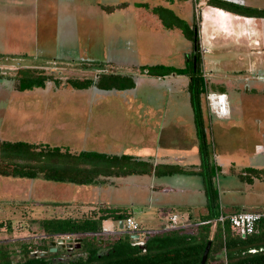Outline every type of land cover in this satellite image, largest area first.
<instances>
[{
    "label": "crops",
    "instance_id": "crops-1",
    "mask_svg": "<svg viewBox=\"0 0 264 264\" xmlns=\"http://www.w3.org/2000/svg\"><path fill=\"white\" fill-rule=\"evenodd\" d=\"M20 4L28 8L26 15H15L7 7L0 10V19H4L3 24L0 21V56L24 62L28 60L31 62L26 63L28 65H43L51 61L66 65L89 63L93 70L106 68L102 73L134 77L136 86L130 90L83 89L90 95L104 94V97L115 98L91 102L92 110L84 120V124L89 125L79 137L80 142L90 141L91 149L71 152L125 155L151 167L150 172L142 175L101 178V204L108 206L113 199H109L105 192L111 191L112 197L115 193L121 195L123 190L119 187L130 184L133 186L130 189H134L130 193L133 207L148 203L150 210H171L168 223L173 215L179 216L189 225L198 223L207 215L208 204L203 176L200 174L199 140L188 89L190 77L175 73L153 77L142 69L146 65H165L176 69L188 65L194 51L193 42L181 27L176 25L169 28L163 21L164 17L173 23V14L196 30V25L184 15L183 9L179 8L178 11L164 3L153 5L142 1H136L134 8L126 2L105 3L103 0H23ZM205 6L208 17L218 20L223 30L230 33V48L250 54L252 67L248 76L232 82L238 92L232 94L231 99L225 92H213L226 97L229 108L224 116L206 106V87L201 102L207 138L210 142L213 130L215 140L222 147L230 144L231 154L239 158L225 157L219 164L227 167L224 172L234 168L250 179L244 189L246 194L243 202L252 206L253 210H264V194L259 195L258 199L252 195V192L260 190L256 182H264V144L255 138V130H261L260 135L264 139V106H257L264 105V48L247 44L249 25L244 17L208 3ZM155 56L156 61H145ZM202 56L201 53L202 72L206 80ZM75 58H79L77 62ZM10 81L9 76H0V92L12 91ZM143 84L147 87L145 90L150 92L166 90L170 94H137L143 90ZM67 86L70 93L77 90ZM242 86L244 92L240 91ZM250 90L259 92L253 94ZM13 95L0 94V135L5 136L12 128L11 122L20 116L16 127L25 139L10 141L50 145L39 140V131L45 126L44 121L38 119L39 113L27 114L29 108L23 106L14 109L17 97ZM21 100L17 103L23 104ZM6 112L5 119L1 115H6ZM70 124L74 126L73 122ZM229 131L232 133L229 134ZM212 163L220 170L213 156ZM159 166L178 167L181 171L156 175L155 168ZM248 169L258 170L261 174L254 175L247 172ZM70 189L73 190L69 186L57 188L59 191ZM227 191L233 192L231 187ZM220 199L219 192V203ZM229 202L236 205V199H230ZM76 207L78 213L86 210H82L83 205ZM221 208L219 204V211ZM224 210L232 212L231 209ZM135 211L140 212V209L136 208Z\"/></svg>",
    "mask_w": 264,
    "mask_h": 264
},
{
    "label": "trees",
    "instance_id": "trees-1",
    "mask_svg": "<svg viewBox=\"0 0 264 264\" xmlns=\"http://www.w3.org/2000/svg\"><path fill=\"white\" fill-rule=\"evenodd\" d=\"M220 0H209L208 4L228 9ZM111 11L113 8H107ZM231 10V9H230ZM171 14V13H170ZM173 23L166 21L165 26H179L185 35L193 42L194 51L185 68L176 69L165 65L143 66L148 75L165 77L172 73L190 77L189 93L194 111V120L199 140L201 157L200 174L203 176L207 197L208 213L198 223L173 231L148 233L143 237L148 240L143 248L132 244L130 235H103V222L112 218L119 223L128 217L129 213H120L102 205L93 209L86 217H52L41 221L42 234H82L81 246L88 251L87 259L76 262H59L56 264H200L208 241H211L210 252L206 264H264V220L259 223L258 232L241 237L234 233L229 224H213L219 216V195L215 188L214 178L217 168L212 163L210 142L204 125L202 111V95L206 92V80L202 72L200 44L197 33L192 27L178 20L173 14ZM19 91L34 88H45L53 81L51 73L34 68H22L15 75ZM58 86L60 81L54 80ZM66 85L78 90L96 87L100 90L125 91L136 86L134 77L115 73H101L97 78H69ZM151 167L141 160L130 156L110 155L94 151L73 153L69 149L37 144L26 141L0 140V176L65 182L77 185L98 183L101 178L142 175L150 172ZM178 167H156V175L180 172ZM254 175L261 174L258 170L248 169ZM247 178L248 181L250 179ZM118 237L117 243H112L114 252L110 256H98L97 252L108 237ZM142 237V238H143ZM34 242L30 239L15 242V248L0 244V264H55L50 253L40 257L39 253L49 251V240L40 239ZM10 246V245H9ZM144 247L146 248L144 250ZM38 253L36 257L33 253ZM221 256V257H220Z\"/></svg>",
    "mask_w": 264,
    "mask_h": 264
},
{
    "label": "rangeland",
    "instance_id": "rangeland-1",
    "mask_svg": "<svg viewBox=\"0 0 264 264\" xmlns=\"http://www.w3.org/2000/svg\"><path fill=\"white\" fill-rule=\"evenodd\" d=\"M22 1L23 0H0V10L6 9L7 7L8 10L15 15H26L28 13V8H26V6L25 8L21 6L20 3H22ZM103 1L105 3H112L113 1L126 2L133 8L134 6L136 7V1H142L153 5H162L164 3L178 11L179 8L183 9L184 15L196 25L195 31H197L199 38L200 50L203 55L205 78L208 82L206 86L207 93L225 92L228 95V99H231L232 94L238 92V88L235 89L232 86V82L235 79H244L251 72L250 54L230 48V46H232V42H229L230 33L223 30L224 28L218 24V20L208 17L206 12L207 6L202 7L201 17L199 20H196L194 17L192 0ZM0 21H2L3 24L4 19H0ZM95 51H97V49H95ZM5 57L7 56H0V63L4 62ZM152 57H148L145 61H147V63L156 61L157 56H155V58ZM75 59V62H77L79 58ZM26 63L31 62L26 60L22 62V65H26ZM52 70L53 72L51 71V75L53 81L49 82L45 88H34L26 91H19L17 89V78H15V75L19 70H3L2 72L8 73L7 76L11 78L12 81L10 82L12 83L13 89L11 92H0V94H14L13 96L17 97L13 107L14 109L18 110V108L23 106L29 108L28 111L30 112L27 114H31L32 112L39 113L38 119H42L45 124L42 130L39 131L41 133V136H39L40 141L50 145L63 146L70 151L91 149L89 146L90 141H79V137L82 136V130L89 125V123L84 124V120L86 119V114L92 110L90 109L91 102L93 101L94 103L95 100L102 102L105 101L104 98L114 99L115 97H104V94L90 95L83 90L77 91L78 89L70 93L66 85V80L69 78H94L96 74L105 72L106 68L98 67L96 70H93L89 63L76 65L58 63L56 69ZM2 72L0 70V76L3 77L4 74ZM54 80L60 81V84L57 86ZM142 88L143 90L137 94H170L167 93L166 90L150 92L149 90H145L147 87L144 84ZM240 91H245L243 86ZM250 92L258 94L259 91L250 90ZM20 99L24 101L23 104L17 103ZM207 102L208 100L206 98L205 104L210 107ZM257 106L263 107L264 105L258 104ZM1 116L6 119L7 112L6 115ZM18 118H20V116ZM18 118L16 117L13 123L11 122L12 128L6 132L7 134L5 136L3 134V136L0 135V139H25L24 136L20 134L21 132L17 130L16 125L19 120ZM71 122L74 124L73 127L70 124ZM260 132L261 130H255V138L259 143L264 144V139H262ZM231 133L232 132L229 131V134ZM210 137V153L213 156L214 162L216 161L218 169H220L215 172L214 178V184L218 195L219 192L221 194L220 203L218 200L220 207L231 209L232 212L253 210L252 206L243 202L246 194L244 189L248 182L247 178L242 175L241 171L234 168L224 172L223 170L227 167H223L219 164L225 157H239L231 154L230 144L222 147L221 143L215 140L213 130L211 131ZM260 139H262V141ZM216 156H218V158H215ZM256 184L260 190L252 192V195L255 199H258L259 195L264 194V182L263 180H259ZM102 185L103 182L101 181L91 185H77L48 181L42 177L27 179L0 176V244L8 246L9 248H15L12 243L25 241L31 236L42 235V228L40 225L41 221L46 218L90 216L93 209L102 206L101 199L103 198V192L101 193L100 191ZM68 186L73 190H57V188H66ZM94 187H96V189H94ZM230 187L233 191L232 194L227 191V188ZM119 188L123 190L121 195L114 192L115 195L112 197L111 191L105 192L109 196V199L113 198L111 204L108 205L110 209L118 210L120 213L131 214L143 230L154 232L159 229H164L167 226L168 218L172 214L171 210H165V212L157 209L150 210L148 209V203L133 207L130 204L132 198L130 193L134 191V189L130 188H133V186L130 184H123ZM92 191H95V193H92ZM230 199H236V205L230 204ZM87 201L88 203L90 202V204L86 203L85 205ZM81 205L84 206L82 210H86L78 213L76 211L78 207L76 206ZM136 208L140 209V212H136ZM118 224L117 221L110 218L103 222V227L114 230L119 229ZM31 241L36 243L42 242L40 239H31ZM50 241L51 240H49V242Z\"/></svg>",
    "mask_w": 264,
    "mask_h": 264
},
{
    "label": "built area",
    "instance_id": "built-area-1",
    "mask_svg": "<svg viewBox=\"0 0 264 264\" xmlns=\"http://www.w3.org/2000/svg\"><path fill=\"white\" fill-rule=\"evenodd\" d=\"M209 0H192L193 2V12H194V17L196 20H199L201 17V11L202 7L205 6L208 3ZM21 59H16V58H4V62L0 63V70L1 72L3 70H14L18 71L22 68H34V69H40V70H45L51 73L53 72L52 69H56V66L58 64L57 61H51L47 62L43 65H22ZM14 68V69H12ZM4 76L8 73L2 72ZM224 95V94H223ZM215 96V98H213ZM225 96V95H224ZM206 98L208 100V104L211 108L212 111H214L216 114L220 115H226L227 112H224L220 105H216V103L220 102V96L219 94L210 92L206 94ZM228 109V107H227ZM228 111V110H227ZM264 220V210H242L238 212H227L224 210V208L220 209L219 216L213 221L214 224H221V225H226L229 224L231 230L240 235L241 237H246L251 234H255L258 232V226L259 223ZM191 225L184 223L179 216L173 215L170 218V221L168 225L161 230H157L154 232H166V231H173V230H178L181 228H186ZM149 230H143L140 226V224L133 218V217H128L123 221V229H109L106 227H103V230L101 234L103 235H118V234H126L130 236H138L139 238H142L148 233H154ZM82 234H55V235H35L31 236L30 238L27 239H48V240H57L58 238H78L81 237ZM25 240V239H23Z\"/></svg>",
    "mask_w": 264,
    "mask_h": 264
},
{
    "label": "flooded vegetation",
    "instance_id": "flooded-vegetation-1",
    "mask_svg": "<svg viewBox=\"0 0 264 264\" xmlns=\"http://www.w3.org/2000/svg\"><path fill=\"white\" fill-rule=\"evenodd\" d=\"M227 6L225 11L231 12L239 17H244L248 20L249 30L247 31V44L256 47L264 48V0H220ZM219 8V7H218ZM231 9V10H230ZM200 44V42H199ZM121 235V234H118ZM118 237H108L104 243L101 241V247L97 254L98 256L108 257L114 252L112 243H117ZM148 240V237L131 240L132 244L137 247L143 248V243ZM146 248L144 247V250ZM89 253L83 250L82 246L77 247L73 244L72 247L58 248L56 255L51 257V260L55 262H76L81 258L87 259Z\"/></svg>",
    "mask_w": 264,
    "mask_h": 264
},
{
    "label": "water",
    "instance_id": "water-1",
    "mask_svg": "<svg viewBox=\"0 0 264 264\" xmlns=\"http://www.w3.org/2000/svg\"><path fill=\"white\" fill-rule=\"evenodd\" d=\"M119 229H123V220H120L119 221ZM132 240H136V239H139L138 236H132L131 237ZM82 238L81 237H78V238H58L57 240H51L49 242V251L48 252H41L39 253V256L40 257H47L50 253H56L58 248H66V247H72L73 244H75L77 247H80L81 246V243H82ZM210 247H211V241H208L206 247H205V250L203 252V255H202V258H201V261H200V264H206L207 262V259H208V255H209V252H210ZM38 255V253H33L32 256L36 257ZM56 263H59V262H55Z\"/></svg>",
    "mask_w": 264,
    "mask_h": 264
},
{
    "label": "bare ground",
    "instance_id": "bare-ground-1",
    "mask_svg": "<svg viewBox=\"0 0 264 264\" xmlns=\"http://www.w3.org/2000/svg\"><path fill=\"white\" fill-rule=\"evenodd\" d=\"M220 96V102L216 103V105H220V107L222 108V110L224 112H227V101H226V97L223 94H219ZM213 98H215V96H213Z\"/></svg>",
    "mask_w": 264,
    "mask_h": 264
}]
</instances>
